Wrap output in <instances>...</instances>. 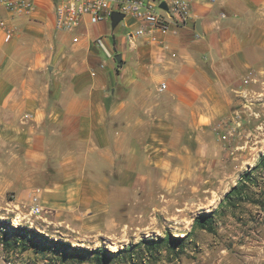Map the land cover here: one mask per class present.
Instances as JSON below:
<instances>
[{"label": "crops", "instance_id": "obj_1", "mask_svg": "<svg viewBox=\"0 0 264 264\" xmlns=\"http://www.w3.org/2000/svg\"><path fill=\"white\" fill-rule=\"evenodd\" d=\"M122 30L55 34L51 0L10 41L0 28V199L30 207L37 196L43 219L84 237L125 231L136 210L164 213L159 200L181 187L207 191L215 208L239 179L215 176L229 161L213 125L244 78L264 76V0H190L187 23L156 40Z\"/></svg>", "mask_w": 264, "mask_h": 264}, {"label": "rangeland", "instance_id": "obj_2", "mask_svg": "<svg viewBox=\"0 0 264 264\" xmlns=\"http://www.w3.org/2000/svg\"><path fill=\"white\" fill-rule=\"evenodd\" d=\"M129 22V18L124 17L113 29L110 20L105 22V27L91 23L85 26V31L81 36H84L82 37L84 41L88 37H95L100 32L110 37L112 33L121 36L122 25ZM54 33L71 35V33L58 30ZM54 39L56 38H47L46 42L49 47L51 43L54 46ZM100 57L106 63V67L104 66L102 70L108 71L112 65V56L109 58L105 53H101ZM249 80L250 77H248ZM243 86L245 90L242 93H236L232 110L239 114V135L231 137L228 141L219 138L227 155V157L224 155V159H227L229 163H226L227 168H218L216 177H224L226 172L232 170L233 177L240 180L242 172L250 170L260 157H264V76L251 83H243ZM230 115L227 114L221 118ZM217 135L219 136L218 133ZM241 144L244 146L241 147ZM230 150H232L231 153ZM96 170L94 169L93 172ZM105 170V166L100 164L99 172ZM253 173L258 177L260 188L252 189V196L258 200V203L245 202L241 207L234 209V213L228 209L224 215H215L214 232L195 228L193 219L199 212L211 210V206L217 202L206 200L207 191L193 190L189 186L168 193L167 198L159 200L160 204L164 203V213H157L152 208H147L144 212L136 210V213L127 219L128 225L125 228L128 229L108 235L95 234L84 237L73 227L50 224L40 214H30L29 205L26 202L15 200L10 193L6 194L4 200L0 199V220L8 222L10 237L19 226L33 230L34 232L30 235L32 242L43 246L47 252H50V246L56 245L52 241L67 242L69 244L68 255L65 261L72 264H80L75 255L82 253H85V257L81 264H94L91 252L101 247L112 254L105 264H129L128 257L124 259L121 255L113 254L142 238L163 236L167 230L174 236L188 234L185 236L184 247L178 250L179 253H172L173 257H179L181 264H259L258 259L264 256V251L250 244L249 235L252 233L255 236V228H259L260 225L264 228V166H260ZM54 247L59 251L57 246ZM160 251V253L156 252L155 262L169 257L166 248L162 247Z\"/></svg>", "mask_w": 264, "mask_h": 264}, {"label": "built area", "instance_id": "obj_3", "mask_svg": "<svg viewBox=\"0 0 264 264\" xmlns=\"http://www.w3.org/2000/svg\"><path fill=\"white\" fill-rule=\"evenodd\" d=\"M51 3L54 29L73 34V41L79 40V35L84 33L88 24L108 20L111 23L113 11L137 22L134 28L124 23L128 38L145 36L156 40L161 33L184 26L190 18V0H51ZM162 3L164 6H161ZM37 4L38 0H0V28L5 41H10L17 34L18 24L32 15ZM105 37L106 34L96 37L94 43L103 45ZM247 82L248 77L243 80V83ZM239 125V114L234 111L215 122L213 130L220 139L228 141L239 135ZM40 210L38 198L33 196L29 212L39 215ZM7 239L8 236L0 231V264H72L50 253L41 254L31 247L23 248L18 241L8 245ZM156 256V252L143 249L140 255L132 253L128 263L181 264L179 257H173V254L155 262Z\"/></svg>", "mask_w": 264, "mask_h": 264}, {"label": "trees", "instance_id": "obj_4", "mask_svg": "<svg viewBox=\"0 0 264 264\" xmlns=\"http://www.w3.org/2000/svg\"><path fill=\"white\" fill-rule=\"evenodd\" d=\"M260 166H264V157H260L258 162L250 168L248 171L242 172L240 175V180L236 184L232 185L228 191L225 192L223 199L219 202V204L209 210V211H201L199 212L193 219V225L195 228H199L202 230H206L208 232L215 231V215H224L226 214V210L230 209L231 213H234V209H237L243 205L245 202H249L252 204H257L258 200L252 196V189H258L259 181L256 174L253 172L257 170ZM8 222L6 220H0V231L3 235H7V244H15L17 241L21 244L23 248L31 247L35 251L46 254H53L57 259L65 261L66 256L68 255V243L62 241H52L54 246L59 248L56 249L54 246H50V252H47L43 246L38 243L32 242L31 232H34L31 229H26V227H16L13 235L9 236L10 232L8 231ZM24 228V229H21ZM174 236L169 230L165 232L163 236H155V237H147L142 238L140 241L129 244L124 248L118 250L117 253L113 255H121L126 259L127 257H131L132 253L139 255L143 249L158 252L162 247L168 251V254H178L179 249L181 250L184 247L185 236ZM48 249V248H47ZM85 253L75 255L78 258L79 263L81 264L84 260H82L85 256ZM91 257L94 264H105L106 260L110 255H112L108 250L104 247L95 248L91 252Z\"/></svg>", "mask_w": 264, "mask_h": 264}, {"label": "water", "instance_id": "obj_5", "mask_svg": "<svg viewBox=\"0 0 264 264\" xmlns=\"http://www.w3.org/2000/svg\"><path fill=\"white\" fill-rule=\"evenodd\" d=\"M161 6H164V3L161 4ZM124 14L121 12H117V11H113L111 14V27L114 28L119 21L123 18ZM114 59L116 60V62H120L121 60V54L120 53H116L114 55Z\"/></svg>", "mask_w": 264, "mask_h": 264}, {"label": "bare ground", "instance_id": "obj_6", "mask_svg": "<svg viewBox=\"0 0 264 264\" xmlns=\"http://www.w3.org/2000/svg\"><path fill=\"white\" fill-rule=\"evenodd\" d=\"M30 213V212H29ZM30 214H32V213H30Z\"/></svg>", "mask_w": 264, "mask_h": 264}]
</instances>
